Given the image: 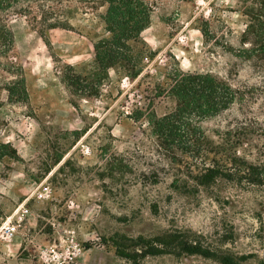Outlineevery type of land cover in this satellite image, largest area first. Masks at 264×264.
Segmentation results:
<instances>
[{
    "label": "rangeland",
    "instance_id": "1",
    "mask_svg": "<svg viewBox=\"0 0 264 264\" xmlns=\"http://www.w3.org/2000/svg\"><path fill=\"white\" fill-rule=\"evenodd\" d=\"M147 1L141 73L112 68L91 96L73 95L63 73L68 66L90 72L94 42L109 35L105 7L79 10L72 29L44 38L24 17H10L28 97L11 101L0 88V264H51L50 249L75 241L82 252L73 264H223L146 252L176 231L245 257L241 264L264 262V185L219 179L176 191L177 169L201 158L167 164L149 123L176 106L168 89L177 71L212 74L241 88L245 100L199 124L237 156L264 164V29L244 43L247 13L261 7L257 0ZM20 217L6 239L2 226Z\"/></svg>",
    "mask_w": 264,
    "mask_h": 264
},
{
    "label": "trees",
    "instance_id": "2",
    "mask_svg": "<svg viewBox=\"0 0 264 264\" xmlns=\"http://www.w3.org/2000/svg\"><path fill=\"white\" fill-rule=\"evenodd\" d=\"M257 1L261 9L247 13L250 19L244 43L253 44V36L264 29V0ZM101 7H105L100 17L109 35L94 42L95 59L90 72L84 75L68 66L63 73L73 95L79 92L98 95L112 68L134 78L141 73L139 63L145 49L141 33L151 21V3L147 0H0V88L8 91L11 101H24L28 93L23 67L14 59L15 38L9 26L10 17H24L44 38L52 29H72L71 20L79 10L86 13ZM140 43L144 48H139ZM171 81L168 93L176 106L162 116L149 118L157 150L167 164H181V156L201 158L200 163L187 162L186 172L177 169L179 173L173 175L175 190L185 193L192 186L207 188L219 179L264 185V164L249 161L246 155L237 156V150L231 151L221 141H215L197 120L216 117L238 100L244 101L241 88L209 73L177 71ZM155 248L146 252L200 254L215 257L223 264H241L245 258L218 253L205 246L199 235L182 231L169 235Z\"/></svg>",
    "mask_w": 264,
    "mask_h": 264
},
{
    "label": "built area",
    "instance_id": "3",
    "mask_svg": "<svg viewBox=\"0 0 264 264\" xmlns=\"http://www.w3.org/2000/svg\"><path fill=\"white\" fill-rule=\"evenodd\" d=\"M27 211V209H25ZM23 218L8 219L2 226L3 236L6 239H13L17 234L18 228L22 224ZM82 252V246L78 242H71L66 248H52L48 252V260L51 264H73L77 261Z\"/></svg>",
    "mask_w": 264,
    "mask_h": 264
}]
</instances>
